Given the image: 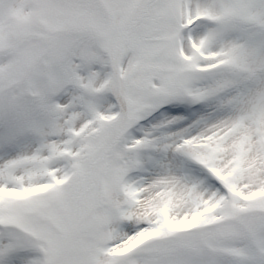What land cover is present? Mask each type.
Listing matches in <instances>:
<instances>
[{"label": "snow or ice", "instance_id": "1", "mask_svg": "<svg viewBox=\"0 0 264 264\" xmlns=\"http://www.w3.org/2000/svg\"><path fill=\"white\" fill-rule=\"evenodd\" d=\"M0 264H264V0H0Z\"/></svg>", "mask_w": 264, "mask_h": 264}]
</instances>
